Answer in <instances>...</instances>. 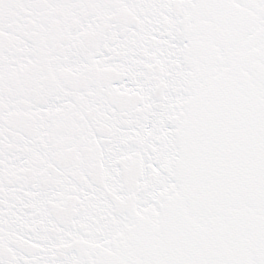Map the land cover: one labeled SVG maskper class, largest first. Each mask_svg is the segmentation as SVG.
Segmentation results:
<instances>
[{
  "label": "snow or ice",
  "instance_id": "snow-or-ice-1",
  "mask_svg": "<svg viewBox=\"0 0 264 264\" xmlns=\"http://www.w3.org/2000/svg\"><path fill=\"white\" fill-rule=\"evenodd\" d=\"M0 264H264V0H0Z\"/></svg>",
  "mask_w": 264,
  "mask_h": 264
}]
</instances>
